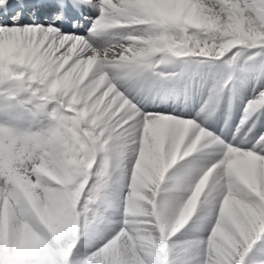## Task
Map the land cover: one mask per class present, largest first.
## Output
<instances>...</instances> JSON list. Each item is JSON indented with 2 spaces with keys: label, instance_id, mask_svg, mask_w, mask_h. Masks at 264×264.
Segmentation results:
<instances>
[{
  "label": "clouds",
  "instance_id": "clouds-1",
  "mask_svg": "<svg viewBox=\"0 0 264 264\" xmlns=\"http://www.w3.org/2000/svg\"><path fill=\"white\" fill-rule=\"evenodd\" d=\"M217 2L220 8L213 0H98L96 44H77L91 50L74 60L13 54L0 44V60L31 67L33 92L58 116L46 134L0 132V264H187L214 211L203 264H222L235 233L247 239L264 231V157L229 144L222 154L212 148L206 158L184 160L213 145V134L195 121L162 119L141 129L132 162L136 130L122 128L132 117L120 94L110 95V80L128 65L264 44V0ZM101 221L124 226L95 251L74 253Z\"/></svg>",
  "mask_w": 264,
  "mask_h": 264
},
{
  "label": "snow or ice",
  "instance_id": "snow-or-ice-1",
  "mask_svg": "<svg viewBox=\"0 0 264 264\" xmlns=\"http://www.w3.org/2000/svg\"><path fill=\"white\" fill-rule=\"evenodd\" d=\"M213 3L216 8L221 7L217 0H213ZM90 11L95 12L96 15H90ZM100 15L101 5L98 0H0V44L13 54H18L23 49L28 53L37 52L49 55L55 53L62 59L72 54L74 60L77 58V53L87 55L91 50L80 52L79 48L75 47L77 44L84 47V41H87L88 44L95 46L99 30L93 28V25L94 22L99 23L97 18ZM257 45L261 46L258 51L254 47H248L250 55L245 59L255 61L258 58L260 61L250 66L248 78H240L237 85L232 83L237 77L233 72H229L225 79L208 88L207 94L197 101L199 107L193 109L189 105L187 111L180 113L146 111V97L144 96L147 83L154 80L175 82L179 76L178 72L164 71L160 64L128 65L118 69L117 74L110 80L114 86L110 95L120 94L119 101L126 102V115L132 117L122 125V128H128L131 125L136 130L132 162L135 161L141 146V129L154 120L162 119L191 120L207 128L213 134L209 139L214 140L213 148L217 150L216 154H222L226 146L230 144L238 148L251 149L254 153L264 157V135H262L264 133V44ZM239 46L241 45L226 52L224 63L234 69H245L249 66L238 62V54L242 51ZM20 72L24 75L18 76L17 73ZM31 72V67L19 64L15 60L7 58L0 60V97L5 98L8 103L18 107L31 118L27 127L0 122L2 133L10 136H32L37 132L46 134L58 119L56 113L49 114L52 102L42 100L39 92H33L37 84L35 81H29L28 77ZM226 89H231V94L240 99V104L237 106L239 118L238 121H233L228 130L224 128L216 130L217 110L226 103ZM182 91L185 94H192L193 88L185 86L182 89L177 84L169 95L179 96ZM202 116H206V119H202ZM123 118L122 116L121 119ZM33 123L35 127L32 126ZM217 137L219 139H216ZM195 157L206 158L193 156L189 159ZM130 178L131 164H129L125 178L126 184ZM166 184L161 185L157 193L158 201L166 191ZM214 222L215 211L212 220L202 232L198 233L204 239L196 260H188L187 264H203L206 259L207 236ZM122 226H124L122 221L114 227L110 221H101L95 234L87 238L84 243H78L74 253L78 251L81 255H86L95 251L115 236ZM183 234L182 229L172 239L182 238ZM235 240V250L231 251L227 260L222 264H264V231L253 233L247 239L237 232ZM257 241H259L258 244H256ZM250 249L253 250L251 254ZM210 264H215V262L211 261Z\"/></svg>",
  "mask_w": 264,
  "mask_h": 264
},
{
  "label": "bare ground",
  "instance_id": "bare-ground-1",
  "mask_svg": "<svg viewBox=\"0 0 264 264\" xmlns=\"http://www.w3.org/2000/svg\"><path fill=\"white\" fill-rule=\"evenodd\" d=\"M90 15H96L95 12L90 11ZM108 32L110 30H104ZM241 55V54H240ZM238 55V61L241 56ZM222 58V57H220ZM255 63H260L259 59ZM245 69L232 68L231 66L221 62L219 58H208V60H201L199 57L191 56L188 58H172L169 61L160 64V67L164 71H176L179 73L175 82L168 80H154L147 83L144 88V96L146 97V111L160 112V113H180L181 111H187L189 105L195 109L199 107L197 101L205 94H207L208 88L217 84L225 79L229 72H233L237 77L232 83L239 84L240 78H248L250 74V66L254 63L245 62ZM179 84L183 89L185 86L193 88L192 94H185L183 91L179 96L169 95L176 85ZM202 84V85H201ZM226 103L217 110L216 116V130L224 128L228 130L233 121H238L239 111L237 106L240 104V99L237 96L231 94V89L225 90ZM152 105L149 107V105ZM24 112L18 107L8 103L5 98L0 97V122H6L18 125L22 124L24 118L21 116ZM31 119V118H30ZM214 145H210L207 148L198 147V150L190 155L207 157L212 155L211 149ZM190 157H185L184 160ZM184 160L177 161L165 174L166 179L162 182V185L168 183L167 177L181 164ZM259 241L256 242L258 244Z\"/></svg>",
  "mask_w": 264,
  "mask_h": 264
},
{
  "label": "rangeland",
  "instance_id": "rangeland-1",
  "mask_svg": "<svg viewBox=\"0 0 264 264\" xmlns=\"http://www.w3.org/2000/svg\"><path fill=\"white\" fill-rule=\"evenodd\" d=\"M241 49H242V51L238 54V55H240L241 56V58H239V63H245V62H249V63H255L256 61H257V59L255 60V61H253V60H246L245 58L246 57H248L249 55H250V53H249V50H248V47L247 46H243V45H241V46H239ZM257 51L259 50V48H255ZM226 53L223 55V56H220V57H222V58H220V57H203V56H197V55H192V56H195V57H199L201 60H208V58H219L220 60H221V62H224V59H225V57H226ZM189 56H191V54L190 55H188V56H185L184 58H188ZM179 58H183V57H179ZM202 85V84H201ZM152 105L150 104L149 105V107H151ZM21 118H24V121H23V123L22 124H18V126H21V127H27L28 125H29V123H30V117H28L25 113L21 116ZM33 127H35V124L33 123V125H32ZM179 234V232L177 233V235ZM254 248H255V244H254ZM252 251L253 250H251L250 249V254L252 253ZM246 259H248V256L246 255Z\"/></svg>",
  "mask_w": 264,
  "mask_h": 264
},
{
  "label": "trees",
  "instance_id": "trees-1",
  "mask_svg": "<svg viewBox=\"0 0 264 264\" xmlns=\"http://www.w3.org/2000/svg\"><path fill=\"white\" fill-rule=\"evenodd\" d=\"M256 46V45H255Z\"/></svg>",
  "mask_w": 264,
  "mask_h": 264
}]
</instances>
